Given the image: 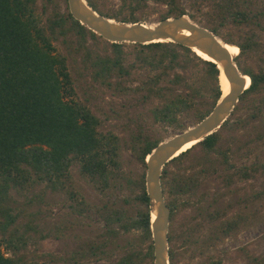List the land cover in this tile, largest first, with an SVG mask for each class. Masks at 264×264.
I'll use <instances>...</instances> for the list:
<instances>
[{
  "label": "trees",
  "instance_id": "1",
  "mask_svg": "<svg viewBox=\"0 0 264 264\" xmlns=\"http://www.w3.org/2000/svg\"><path fill=\"white\" fill-rule=\"evenodd\" d=\"M86 1L98 13L124 22H147L155 13L160 19L186 14L224 42L236 45L235 61L250 77L221 127L164 166L161 182L171 209L170 222L180 210L178 198L194 193L203 178L217 174L220 167L234 168L237 180L249 178V168L235 167L231 147L221 148L220 143L223 132L232 133L254 120L264 121V67L240 60L250 58L257 46L253 33L239 34L242 25H259L261 13L254 11L252 0H120L115 11L102 9L98 0ZM58 2L43 0L38 12L35 0H0V264H45L24 249L33 240L32 234H37V241L53 233L39 229L35 213L25 209L14 212L8 206L9 191L40 183L58 187L64 183L61 178L71 183L73 165L100 191L111 187L128 193L111 203H95L84 195L76 199L74 191H69L73 212H96L105 226L97 239L58 256L60 264H81L117 252V259L110 264H153L145 158L163 137L145 132V124L131 132L129 146L142 170L124 173L119 137L100 131L99 119L87 100L78 99L69 58L56 50L54 41L63 37L70 57L80 58L76 61L78 73L87 71L112 94L130 96V105L141 110L137 117L143 119L146 109L153 122L178 131L188 127L186 120H201L221 96L219 69L179 43L107 41L77 21L68 4L66 11H61ZM245 104L253 111L242 119L239 110ZM260 166L264 169V163ZM232 180L231 173L224 176L226 184ZM240 222V218L225 220L223 232L229 233ZM168 239L169 243L173 240L170 229ZM169 260L176 264L171 245Z\"/></svg>",
  "mask_w": 264,
  "mask_h": 264
},
{
  "label": "rangeland",
  "instance_id": "2",
  "mask_svg": "<svg viewBox=\"0 0 264 264\" xmlns=\"http://www.w3.org/2000/svg\"><path fill=\"white\" fill-rule=\"evenodd\" d=\"M35 1L36 10L41 12L43 0ZM98 1L100 7L108 11H115L120 4V0ZM252 2L254 11L261 13L257 19L259 25H242L239 34L253 33L257 46L250 58L243 56L240 60L255 63L258 68L264 67V0ZM58 6L65 12L67 3L59 0ZM52 7L50 5L48 10ZM159 20L161 19L155 13L150 16L149 21L142 23L149 24ZM70 38L72 36L68 37ZM62 40L63 37L55 40L54 46L69 58L78 99L87 100L92 113L99 119L100 131L111 132L119 137L122 171L126 174L140 172L141 163L129 146L130 133L138 132L139 125L142 124L148 129L145 132L160 135L163 139L179 131L172 126L153 122L146 109L142 111L145 113L143 119H140L137 112L141 110L130 105V96L112 94L110 88L93 81L87 71L78 73L76 61L79 62L80 58L74 60L70 57ZM248 81L247 78V83ZM252 111L246 104L241 105L239 116L246 119ZM186 123L188 126L195 124L189 120ZM220 144L221 148L231 147V161L235 167L245 165L252 175L247 179L237 180L234 168L220 167L217 174L206 175L202 185L194 193L178 198L180 210L169 227L173 236L169 247L171 245L176 252V264H264V169L260 166L264 163V121L254 120L232 133L223 132ZM249 148L251 149L247 152ZM251 167L256 169L252 170ZM70 173L71 183L61 178L64 183L58 187L40 183L27 189L12 188L9 191L8 206L15 209L14 212L25 209L27 213H35L34 221L39 229L43 233H53L51 237L37 241V234H32L33 240L24 249L26 254L45 264H60L58 256L81 245L85 246V243L97 239L104 231L105 222L96 212L79 214L72 211L69 191H74L76 199L84 195L87 200L95 203H111V199L124 197L128 193L127 189L111 187L100 191L94 183L80 175L76 165L71 166ZM230 173L232 183L226 184L224 176ZM22 218L20 215L18 219ZM237 218L241 219L238 227L225 234L222 227L224 221ZM54 234H58V237ZM2 249L9 254L3 247ZM118 255L119 252L109 258L93 259L81 264H110Z\"/></svg>",
  "mask_w": 264,
  "mask_h": 264
},
{
  "label": "water",
  "instance_id": "3",
  "mask_svg": "<svg viewBox=\"0 0 264 264\" xmlns=\"http://www.w3.org/2000/svg\"><path fill=\"white\" fill-rule=\"evenodd\" d=\"M71 15L88 29L110 42L147 44L171 41L198 49L222 71L229 83V91L221 96L201 120L158 142L147 154L145 188L149 199L153 264H170L169 227L171 209L166 202L161 175L164 166L178 155L177 150L189 141L198 142L221 127L248 87L244 74L225 42L210 28L193 21L188 15L170 16L154 23L124 22L95 11L86 0H67ZM250 79V77H249ZM220 84V81H219ZM154 216V218H153Z\"/></svg>",
  "mask_w": 264,
  "mask_h": 264
},
{
  "label": "bare ground",
  "instance_id": "4",
  "mask_svg": "<svg viewBox=\"0 0 264 264\" xmlns=\"http://www.w3.org/2000/svg\"><path fill=\"white\" fill-rule=\"evenodd\" d=\"M225 47H227V49L229 50V52L231 53L232 56H235V54H237V52L239 51L238 47L234 44H231V43H227L225 42ZM194 50L204 56L205 58L209 59L208 56L204 53H202L201 51H199L198 49L194 48ZM244 77H245V80L247 82V76L244 74ZM249 80V79H248ZM220 84H221V87L223 88V95H226L229 91V83L224 75V73L222 71H220ZM247 85H249V81L247 83ZM195 143V141H189V142H186L185 144H183L181 146V148H179V150H177V153H181L183 151H185L187 148H189L191 145H193ZM154 218V216H153Z\"/></svg>",
  "mask_w": 264,
  "mask_h": 264
}]
</instances>
